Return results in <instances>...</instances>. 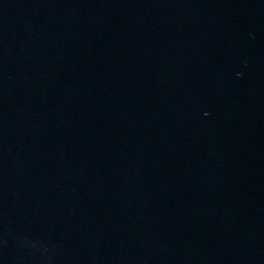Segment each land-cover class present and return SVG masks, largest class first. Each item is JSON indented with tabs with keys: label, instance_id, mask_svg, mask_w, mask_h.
Masks as SVG:
<instances>
[{
	"label": "water",
	"instance_id": "95a60500",
	"mask_svg": "<svg viewBox=\"0 0 264 264\" xmlns=\"http://www.w3.org/2000/svg\"><path fill=\"white\" fill-rule=\"evenodd\" d=\"M0 264H264V0H0Z\"/></svg>",
	"mask_w": 264,
	"mask_h": 264
}]
</instances>
